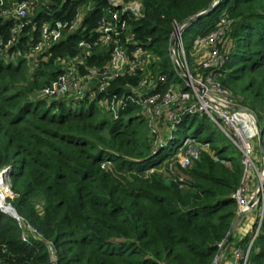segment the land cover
Masks as SVG:
<instances>
[{"label": "trees", "instance_id": "trees-1", "mask_svg": "<svg viewBox=\"0 0 264 264\" xmlns=\"http://www.w3.org/2000/svg\"><path fill=\"white\" fill-rule=\"evenodd\" d=\"M0 1L5 9L22 0ZM215 1L141 0L142 18L128 19L135 40L150 56L149 69L166 78L160 93L170 84L180 93L189 91L181 79L174 81V58H164L171 55L173 24L183 28ZM108 2L48 0L10 49L20 59H0V172L8 170L11 193L6 202L54 245L56 264H214L218 244L226 242L238 218L233 196L242 186L244 166L240 152L205 116H185L177 126H192L189 138L208 146L181 168L175 162L178 149L165 153L172 140L163 146L148 142L138 106L129 104L115 121L97 101L86 106L35 96L57 77L55 60L75 56L77 44L94 33ZM86 5L92 10L81 29L53 46L47 62L37 61L31 71L23 56L39 41L41 26L71 20ZM221 18L230 26L219 81L232 93L233 106L252 114L264 139V0H220L193 23L196 37L213 32ZM12 27L0 16L1 40L10 39ZM106 58L105 53L92 56L87 65L100 66ZM138 79L123 77L111 92L129 93L125 87L136 86ZM237 95L245 102L237 104ZM253 148L260 154L257 135ZM151 159L158 160L147 164ZM20 236L17 223L0 212V264H51L44 241L30 238L25 244ZM247 258L246 264H264V217Z\"/></svg>", "mask_w": 264, "mask_h": 264}, {"label": "built area", "instance_id": "built-area-1", "mask_svg": "<svg viewBox=\"0 0 264 264\" xmlns=\"http://www.w3.org/2000/svg\"><path fill=\"white\" fill-rule=\"evenodd\" d=\"M1 5L0 1V16L12 21L13 27L11 37L7 42L0 39V59L6 63H14L20 59L21 54L19 52L10 53V49L16 45L20 33L28 26L29 18L35 15L37 6L32 0H22L5 9H2ZM91 10L90 5L82 6L71 20H56L41 26L39 41L31 47L28 55L23 56L29 61L31 71L37 67V61L47 62L51 56L49 50L53 46L81 29L84 17ZM104 13L105 16L98 23L94 33L88 34L86 39H82L77 44L75 56L55 60L59 71L57 77L49 85L41 88L35 96L48 101L65 100L72 104L85 103L86 106L97 101V105L110 114L115 121L121 117L129 104L140 107V110L148 106L154 119L160 118L161 113L167 110V122L170 131L173 132H176L183 117L203 115L238 149L244 159L243 164L248 166L254 152L255 121L247 111L233 108L232 93L225 89L219 81V70L224 65L228 50L225 36L230 22L226 18H221L213 32L193 40L192 48H204L205 55L200 64L202 75L192 80L186 71V75L182 77L189 91L180 93L176 85L170 84L166 92L160 93L159 87L165 85L166 78L164 75L153 74L149 69L150 56L138 45L128 24L130 18L135 21L142 18L141 0H131L128 3L123 0H109L108 8ZM182 29L179 25L173 24L171 40L174 42L176 61L179 62L180 67L185 68L186 56L182 44ZM104 53L107 58L102 65H87L88 58L100 57ZM176 63L177 67L178 63ZM127 76H138L136 86L125 87L129 89V93L111 92L113 83ZM150 127L154 130L152 125ZM182 148L185 149L184 154L179 153L175 156V162L181 168L188 167L191 161L198 159L201 151L208 150L207 144L198 145L188 138L183 140ZM6 171L5 169L0 174ZM168 171L170 175H173L172 163L169 164ZM179 182L181 184L182 180L180 179ZM245 182L244 171L242 186L233 196L239 212L244 210L251 200L247 197ZM178 188L181 189L183 186L179 185ZM5 195L0 194V212L17 223L21 230V241L25 244H29L30 238L44 241L51 264H56L57 254L54 245L45 241L37 230L17 214L6 202L8 196ZM224 245L225 241L218 244L219 253ZM247 256V252L242 254L240 250L236 251L235 257L238 260L245 262Z\"/></svg>", "mask_w": 264, "mask_h": 264}, {"label": "rangeland", "instance_id": "rangeland-1", "mask_svg": "<svg viewBox=\"0 0 264 264\" xmlns=\"http://www.w3.org/2000/svg\"><path fill=\"white\" fill-rule=\"evenodd\" d=\"M32 1L36 4L37 9L43 4H45L46 2H48V0H32ZM32 18L33 16L29 18V21ZM196 33H197V28L195 24L184 26L182 29V44H183V49H184L185 56H186V63H185V68H183L182 66L180 67L179 62L177 61L178 72L176 75L177 78H175L174 80L175 82H179L181 79V82H180L181 87L185 85L184 83H186L182 79V77L186 75V71H188V74L191 76L192 80L195 79L196 76L202 75V69H201L200 64L205 55V49L204 48H201V49L192 48V41L196 37ZM164 58L166 60H171L170 59L171 55L166 54ZM235 98L238 102L237 104H239V102H245L244 97H241L240 95H237V97L235 96ZM232 103L234 102L232 101ZM240 109L243 111H247L242 108H239L238 110ZM137 114L142 116L143 119H145L147 122V128H146L145 134H146V139L148 140L150 144H152L153 146H159V145L163 146L165 144H168L172 140V142L168 144V146L166 147V150H165L166 155H168L170 152L176 149H178L177 154L179 153L181 155L184 154L185 149L182 148V142L185 137H186L185 139L187 138L191 139L189 137L193 131L192 126L191 127H188L187 125L179 126L176 132L170 131L169 124L167 122V118H168L167 110L163 111L160 115V118L158 119L153 118L151 111H149L148 106L145 109L140 110V112L138 111ZM151 125H152V128H154V130L151 129L150 127ZM236 152H239L238 149H236ZM237 156L238 154L235 153L234 158H236ZM157 160L158 159H151L147 162V164H152L154 161L157 162ZM243 162H244V159L242 158V164ZM243 166H244L245 178H246L244 188L246 189V194H247L248 199H251L258 192L260 193V196L256 202L255 208L252 211L248 212L244 216V218H242L238 222L237 227L232 234V239L229 245L227 246L224 254L222 255V257L217 258L214 264H217V263L218 264H246V261L248 258H246L245 262L243 260L241 261V260L236 259L235 257L236 251L240 250L242 254L246 253V251H247V254L249 253L251 243L257 235V231H258L261 219L262 217H264V187H262L261 185L262 180H264V162H261V155L256 153L254 149L250 162H248V166L244 164ZM168 177L169 176L166 175L165 179L167 180ZM7 193H8V190H7ZM10 195L11 194H8V195L6 194L5 196L10 197ZM246 238H251V243H249L248 245H246V242H244Z\"/></svg>", "mask_w": 264, "mask_h": 264}, {"label": "water", "instance_id": "water-1", "mask_svg": "<svg viewBox=\"0 0 264 264\" xmlns=\"http://www.w3.org/2000/svg\"><path fill=\"white\" fill-rule=\"evenodd\" d=\"M219 3H220V0H216L215 3L213 4V6H212L207 12H205V13H203V14H201V15H198V16L194 17L193 19L187 21V22L185 23L184 26L192 25L194 22L200 20L202 17H204L206 14H208L210 11H212L213 8H214L215 6H217ZM170 49H171V58H174L175 63H176L177 61H176V58H175V55H174V42L171 43ZM176 64H177V63H176ZM179 69H180V68H179ZM180 74H181V73H180ZM229 107L232 108V106H229ZM233 108L236 109V110L239 109V108H236V107H234V106H233ZM240 110H241V109H240ZM248 113L252 116V114H251L250 112H248ZM256 135H257V138H258V149H259V151H260L261 156L264 157V139H262V133H261V130H260V128H259L258 125H256ZM4 176H5V178H7V176H8V170L4 173ZM6 183H7V179H6L5 184H6ZM6 185H7V190H8V193H7V194H11V193H10V189H9V185H8V183H7ZM261 185H262V187H264V180H262ZM259 196H260V193L258 192L257 194H255V195L251 198V200H250L248 206H247L244 210H242V211H240V212L238 213V218H237V220H236V222H235V224H234V226H233V228H232V231H231V233H230L228 239H227L226 242H225V245L223 246L221 252L219 253V257H222V255L224 254V252H225L227 246L229 245V243H230V241H231V239H232V234H233V232L235 231V229H236V227H237V224H238L239 220H240L245 214H247L248 212L252 211V210L255 208V206H256V202H257ZM217 264H218V263H217Z\"/></svg>", "mask_w": 264, "mask_h": 264}, {"label": "bare ground", "instance_id": "bare-ground-1", "mask_svg": "<svg viewBox=\"0 0 264 264\" xmlns=\"http://www.w3.org/2000/svg\"><path fill=\"white\" fill-rule=\"evenodd\" d=\"M5 179L6 178L4 174L1 173L0 174V194H3V195L7 194V187H6L7 185H5V182H6Z\"/></svg>", "mask_w": 264, "mask_h": 264}, {"label": "crops", "instance_id": "crops-1", "mask_svg": "<svg viewBox=\"0 0 264 264\" xmlns=\"http://www.w3.org/2000/svg\"><path fill=\"white\" fill-rule=\"evenodd\" d=\"M245 215H246V214H245ZM245 215H244V216H245ZM244 216H243L242 218H244ZM242 218H241V219H242ZM241 219H240V220H241ZM240 220H239V221H240Z\"/></svg>", "mask_w": 264, "mask_h": 264}]
</instances>
